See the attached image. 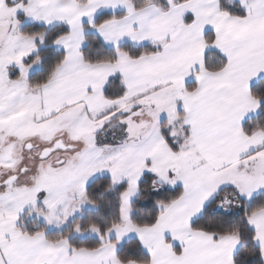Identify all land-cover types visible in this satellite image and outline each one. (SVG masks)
<instances>
[{
	"label": "snow or ice",
	"instance_id": "1",
	"mask_svg": "<svg viewBox=\"0 0 264 264\" xmlns=\"http://www.w3.org/2000/svg\"><path fill=\"white\" fill-rule=\"evenodd\" d=\"M0 264H264V0H0Z\"/></svg>",
	"mask_w": 264,
	"mask_h": 264
}]
</instances>
